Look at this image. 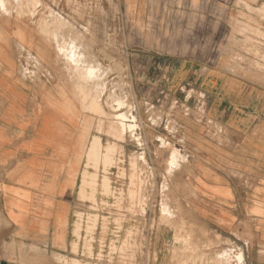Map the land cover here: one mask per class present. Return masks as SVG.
Instances as JSON below:
<instances>
[{
  "label": "crops",
  "instance_id": "crops-1",
  "mask_svg": "<svg viewBox=\"0 0 264 264\" xmlns=\"http://www.w3.org/2000/svg\"><path fill=\"white\" fill-rule=\"evenodd\" d=\"M158 1L164 10L177 2L124 0L138 21L137 35L148 13L153 26L145 34L169 30L162 46L139 38L132 44L136 56L155 53L166 61L154 77L153 94L141 96L148 125L163 129L179 147L188 136L183 146L194 177L179 169L175 176L180 187L192 182L194 193L188 198L178 191L181 204L192 206L200 223L233 234L250 249L248 257L264 263V70L249 57L264 44L251 42L252 29L264 39V20L251 12L262 0H208L226 3L229 12H212L217 26L207 34L187 33L182 25L190 13L185 4L199 0H180L182 14L169 8L173 25L180 18L182 23L168 30L161 19L166 11L152 5ZM55 62L37 26L0 15V264H58L60 255L73 258L76 244L81 250L89 238L76 232L78 214L85 217L78 195L91 131L79 118L75 92L35 96L22 81L37 82L42 73L20 75L22 81L12 74L16 66L51 68Z\"/></svg>",
  "mask_w": 264,
  "mask_h": 264
},
{
  "label": "rangeland",
  "instance_id": "rangeland-1",
  "mask_svg": "<svg viewBox=\"0 0 264 264\" xmlns=\"http://www.w3.org/2000/svg\"><path fill=\"white\" fill-rule=\"evenodd\" d=\"M152 5L166 11L162 28H178V21L181 25V18L173 25L169 8L182 14V1L168 3L166 10L163 2ZM185 5L190 12L182 24L185 32L197 29L207 34L217 26L212 12L222 17L229 12L226 3L216 1ZM256 5L251 12L264 20V0ZM191 13L197 17L191 19ZM0 15L31 21L56 56L51 68L16 66L12 74L21 80L20 75L40 78L42 73L37 82L21 80L35 96L40 91L75 92L82 110L79 118L91 131L78 195L85 203V217L79 213L76 226L77 233L83 230L89 238L81 250L76 244L73 258L60 255L58 264H264L248 257L250 249L233 234L200 223L199 213L181 204L178 191L188 198L194 193L192 182L180 187L175 176L179 169L194 177L188 147L183 146L188 136L179 147L163 129L148 125L141 96L153 94L154 77L164 72L166 61L155 53L136 56L132 44L139 38L162 46L169 30L145 34V27L153 26L148 13L137 35L138 21L124 0H0ZM252 32L253 44L264 41L262 32ZM260 44L249 57L264 70V64H258L261 59L264 63Z\"/></svg>",
  "mask_w": 264,
  "mask_h": 264
}]
</instances>
